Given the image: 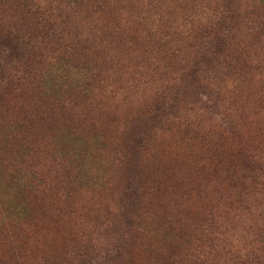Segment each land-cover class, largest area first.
I'll use <instances>...</instances> for the list:
<instances>
[{"label": "rangeland", "instance_id": "obj_1", "mask_svg": "<svg viewBox=\"0 0 264 264\" xmlns=\"http://www.w3.org/2000/svg\"><path fill=\"white\" fill-rule=\"evenodd\" d=\"M33 1L74 51L47 37L20 85L0 75V264H240L264 237V176L243 165L264 159V0ZM12 2L0 21L24 23ZM164 90L178 101L141 147L153 201L123 208L129 230L123 140Z\"/></svg>", "mask_w": 264, "mask_h": 264}, {"label": "trees", "instance_id": "obj_2", "mask_svg": "<svg viewBox=\"0 0 264 264\" xmlns=\"http://www.w3.org/2000/svg\"><path fill=\"white\" fill-rule=\"evenodd\" d=\"M0 1L4 4H8L10 2V0ZM13 1L14 2H12L11 9L17 12L18 16L24 18L25 22L13 23L8 19L7 21H0V75L2 73H7L3 76L7 80V86L20 85L26 73L32 74L36 71L34 69V64L38 59L41 58L43 54V47L41 44L46 41L47 37H50L53 40H47L48 42H51V49L54 50L55 48L57 50V53H59L61 56L71 59V57H69V54H72V52L74 51L73 46L70 44V42H67L64 35H61V33L58 32L60 29H57L58 27L56 26V22L52 21L51 18L45 16L46 10H42V7L38 6L39 4H36L33 0ZM90 3L93 4L92 2H87V4ZM34 4L35 6H33ZM243 20L244 16L242 21ZM251 28L252 27L248 29ZM253 30H255V28ZM253 37H256V35H254ZM248 42L249 44L253 43L255 45L260 42V39H250ZM210 43L211 42H209V44ZM211 47L215 48L217 52L221 51L224 53L230 46L229 44L227 46V44L225 43L219 44V42L215 40V42L211 43ZM243 48H246V45ZM245 52L246 51L244 50V52H241V54H236L237 57H233V61L239 62V60H241V58L243 57L242 55L244 54V57H246H243L245 63L253 64L251 56L249 54H245ZM201 57H205V55H201ZM206 60L210 61L209 58H207ZM233 61L226 60L227 65L224 66V68L226 69L224 73L228 72V67L233 66ZM260 64L261 63L259 62L258 66H261ZM212 68L213 67L211 66V69ZM196 72L197 70L194 69L192 71V74ZM216 77H218V74L216 72L210 74V82L213 83L212 81ZM214 95L220 97L219 88L216 87ZM177 99V97L171 95V92H167L166 90L162 91V93H156L154 99L155 102L149 106L148 110V113L151 115L146 119H140L139 122L133 127L130 135L127 134V136H124L123 145L125 146L126 152L129 153V155L127 156V154H124L122 158H119V162L123 165H126L125 169L127 175L123 196H120L118 200V204L122 206L121 212L123 211V208L128 209V207H131V209H135L134 211L140 212L149 209L152 204L153 199H151L150 196H146V184L143 177L145 164L141 161V147L143 145L145 147L147 137L150 135L152 130L157 127L158 123L170 120V117L167 116L168 108L166 104H173L169 106V109L175 107L177 105ZM220 99L221 98H219L218 100ZM92 100L94 101L92 103H98L95 97H92ZM106 118L109 119V114L106 116ZM99 122L100 118L97 119V122L93 121L91 129L96 130L99 125L97 123ZM100 126L103 128V125L100 124ZM262 159L263 158L260 156V153L255 152L254 154L250 155L249 160L243 161V165L246 170H260L263 175H257L256 178H258L259 176H264V159ZM230 161L226 163L223 160H214L210 164H208L207 167H209L212 171L218 172L221 169V166L226 163L227 170L225 171L227 172L232 167L233 162ZM235 169L236 165H234V171ZM245 176L246 175H244V179ZM261 183H264V178H260L257 182V185ZM240 187L241 192L246 194L248 190V181L244 180L242 186ZM120 215H122V217H119L118 220H122L130 230L131 227H133L136 223L137 216H130L129 214L123 212ZM261 228V234L264 235V228ZM256 241L257 243L252 247L249 253H245L242 255L238 251L237 253L232 254L235 257L239 258L240 264H264V237L259 236L258 234V238ZM228 251L230 252V250ZM82 260H84L85 262V256H82Z\"/></svg>", "mask_w": 264, "mask_h": 264}]
</instances>
